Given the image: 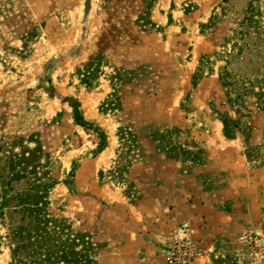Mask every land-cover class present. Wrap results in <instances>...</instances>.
Returning <instances> with one entry per match:
<instances>
[{
	"label": "rangeland",
	"instance_id": "374dc122",
	"mask_svg": "<svg viewBox=\"0 0 264 264\" xmlns=\"http://www.w3.org/2000/svg\"><path fill=\"white\" fill-rule=\"evenodd\" d=\"M41 236L264 264V0H0V264Z\"/></svg>",
	"mask_w": 264,
	"mask_h": 264
},
{
	"label": "trees",
	"instance_id": "16d2710c",
	"mask_svg": "<svg viewBox=\"0 0 264 264\" xmlns=\"http://www.w3.org/2000/svg\"><path fill=\"white\" fill-rule=\"evenodd\" d=\"M156 0H146L148 4V8H150L151 3H154ZM145 7V6H144ZM146 10V8H145ZM140 27L146 29L150 22L139 21ZM112 35V30L110 31ZM110 36V35H109ZM115 39L119 38V36L115 35ZM104 51V50H101ZM104 58V53L100 52L96 56H93L88 62V69L92 68V66L97 65L99 67L101 59ZM116 72L120 73L123 70V66L116 65ZM98 71V70H97ZM90 73V70H89ZM130 73V72H129ZM96 73H91L89 77L83 80V83H91L95 78ZM121 73L119 74L118 80H121ZM75 111V121L77 125L83 126L84 120L81 116L79 111V105L73 106ZM103 149V148H102ZM101 149V151H102ZM47 240H50L48 237ZM44 237L41 236V242H39V248L32 255H29L31 258L35 257L33 260L29 262H24L20 264H95V262L87 257L82 252H76L75 250L71 249V246L75 245V242H72V245H68L67 242H60L59 245H55L54 243L48 242ZM39 257V258H38ZM53 259V260H52Z\"/></svg>",
	"mask_w": 264,
	"mask_h": 264
}]
</instances>
